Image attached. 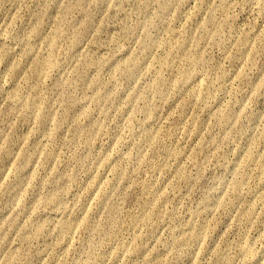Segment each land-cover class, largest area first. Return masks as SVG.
<instances>
[{"label":"rangeland","instance_id":"374dc122","mask_svg":"<svg viewBox=\"0 0 264 264\" xmlns=\"http://www.w3.org/2000/svg\"><path fill=\"white\" fill-rule=\"evenodd\" d=\"M0 264H264V0H0Z\"/></svg>","mask_w":264,"mask_h":264}]
</instances>
